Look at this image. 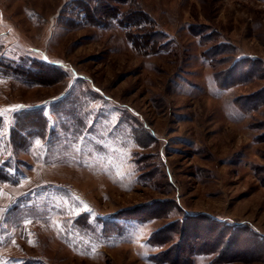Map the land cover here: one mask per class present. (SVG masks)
Returning a JSON list of instances; mask_svg holds the SVG:
<instances>
[{
	"label": "rangeland",
	"instance_id": "374dc122",
	"mask_svg": "<svg viewBox=\"0 0 264 264\" xmlns=\"http://www.w3.org/2000/svg\"><path fill=\"white\" fill-rule=\"evenodd\" d=\"M71 1L0 0V56L66 72L0 74V264H264V0H83L123 17L97 24ZM33 105L49 131L13 140Z\"/></svg>",
	"mask_w": 264,
	"mask_h": 264
},
{
	"label": "trees",
	"instance_id": "16d2710c",
	"mask_svg": "<svg viewBox=\"0 0 264 264\" xmlns=\"http://www.w3.org/2000/svg\"><path fill=\"white\" fill-rule=\"evenodd\" d=\"M71 2L72 4L76 6V8L82 14V17L90 23H95V24L101 23V22L104 23L102 19H105V17L106 19H110L111 21L112 19H119L120 17L121 19H123V17L120 16L119 11H115V10H112V13L107 14L106 16L102 15L104 14V8L106 6L104 5V7H102V5L97 2L95 4H91L90 6L88 3L83 4V0H72ZM96 7L97 9L94 10ZM131 10L129 11V13L126 14L128 18L125 15V19H124V21L127 19L126 21L128 22H124V24H126L129 27V29L132 28L134 31L140 30L143 26H146L148 24V22L150 21L149 19L146 18L147 20H144L145 18L142 17V14L136 11L131 12ZM149 30L150 28L147 29L148 31L147 33H144L143 38L145 39L144 40L141 39L140 45L146 46L143 49L144 51L160 49L162 44L159 43L160 41L157 38L158 31L157 30L149 31ZM132 34L135 36L136 33H132ZM131 43H132L133 48H135L136 50H138V48L139 49L141 48L139 45V42H136L135 39H131ZM40 69H43L44 71H49L53 75L56 74L58 76V79H61L66 76V72L62 68V66L56 63L41 61L37 59H31L29 60V62L21 61V62L16 63L12 60L7 61L2 56H0V74L3 76L12 75V78H15V79L18 78L19 80L21 79V81L26 84L40 83V79L38 80L34 78L35 76L34 74L37 73V70H40ZM70 93L71 92H67L63 94L61 97H59L58 99L54 100L51 103V106L53 107V110L60 116L61 126L69 127V125L73 124V127L76 128L75 130L77 132H80L83 130L82 128L86 125V122H85L86 120L83 116L82 117L78 116L76 113L78 111V105H77L78 95L77 94L73 95ZM84 109H85V112L87 113L88 109L87 108H84ZM14 115H15V122L11 128V136L13 140H15L14 135L20 136L22 137V139L28 141V138L30 139L31 137H34V136L44 137L49 131L48 130L49 120L47 116L45 115L42 106L40 105L20 107L19 109L15 111ZM141 133L142 132L140 130L134 129V131L132 132V135L137 140ZM153 216L155 215H152V217ZM216 221L219 222L220 220L219 221L214 220L215 223H217ZM219 223H221L224 227L226 226L231 227L233 225V224H228L226 222H219ZM232 229L236 230L239 228L238 226H232ZM258 234L261 235L260 233ZM153 236L154 235L150 236V240H152V242H154L157 247L161 246L162 243L156 242L155 240H153ZM256 237L259 239H263L264 236L263 237L256 236ZM218 241H219L217 244L218 247H216L215 249H210L208 251L207 250L205 251L196 250L194 249L195 246L191 247L189 245L187 246L186 250L189 251L187 253L190 256L196 252L197 253L216 252V254L219 256L221 253L220 248L222 246H220L221 239ZM222 244H225V243L222 242ZM160 262L177 263L178 261H174L166 257H161Z\"/></svg>",
	"mask_w": 264,
	"mask_h": 264
}]
</instances>
